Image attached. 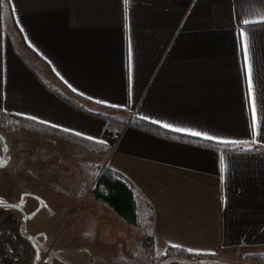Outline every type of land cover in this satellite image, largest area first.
Segmentation results:
<instances>
[{"label": "crops", "instance_id": "0c3cea01", "mask_svg": "<svg viewBox=\"0 0 264 264\" xmlns=\"http://www.w3.org/2000/svg\"><path fill=\"white\" fill-rule=\"evenodd\" d=\"M0 113L107 146L99 157L17 134L44 151L33 158L45 177L64 176V154L103 159L150 207L137 204L161 256H264V0H0ZM134 120L248 152L172 141Z\"/></svg>", "mask_w": 264, "mask_h": 264}, {"label": "rangeland", "instance_id": "374dc122", "mask_svg": "<svg viewBox=\"0 0 264 264\" xmlns=\"http://www.w3.org/2000/svg\"><path fill=\"white\" fill-rule=\"evenodd\" d=\"M11 137H0V222L30 243L23 264H149L140 235L91 197L87 169L104 167L103 159L64 154V176L45 177V162L33 158L44 151L24 135ZM140 222L150 230L144 217Z\"/></svg>", "mask_w": 264, "mask_h": 264}, {"label": "trees", "instance_id": "16d2710c", "mask_svg": "<svg viewBox=\"0 0 264 264\" xmlns=\"http://www.w3.org/2000/svg\"><path fill=\"white\" fill-rule=\"evenodd\" d=\"M130 127L132 129L156 136L158 135L159 137L167 138L172 141L201 147H211L221 152H248L246 149L233 146L205 145L195 140L163 132L154 126L139 120H134ZM20 131L29 132L43 140L60 143L95 156H106L109 152V148L105 145L0 113V132L17 135ZM250 151L255 150L251 149ZM87 172L88 176L87 174L86 176L89 179V186L92 188L91 197L93 201L103 205L120 222L140 235L139 247L149 264H186L189 261H193L196 264H220L214 256L194 255L181 249L167 248L162 256H158L156 251V241L153 234L149 230H145V225L143 226L140 223L137 204H143L148 211H151V209L141 199L136 188L116 172L105 167L90 165ZM144 218L148 224L147 226L152 225L153 220L151 217L144 216ZM243 259L251 261L254 264H264V256H245Z\"/></svg>", "mask_w": 264, "mask_h": 264}, {"label": "built area", "instance_id": "2783aa9c", "mask_svg": "<svg viewBox=\"0 0 264 264\" xmlns=\"http://www.w3.org/2000/svg\"><path fill=\"white\" fill-rule=\"evenodd\" d=\"M29 255L27 242L20 236L17 238L14 229L0 222V264H23Z\"/></svg>", "mask_w": 264, "mask_h": 264}, {"label": "snow or ice", "instance_id": "6c2138e0", "mask_svg": "<svg viewBox=\"0 0 264 264\" xmlns=\"http://www.w3.org/2000/svg\"><path fill=\"white\" fill-rule=\"evenodd\" d=\"M244 23L247 24L248 21L244 20ZM246 31H247V29H244L240 33V35L243 37ZM243 55H244V61H245V68L247 70V75H248V103L251 106L252 128H253V130H255L256 127H257V105H256V102H255L254 92H253L252 69H251V67L249 66V63H248V61H249V48H248L247 43L244 44ZM29 118L30 119H34V120L36 119L35 117H29ZM142 119H145V120L151 119L152 123H160L161 126H163L165 128H169L170 130H173V131L183 132V133L188 134V135L201 137L203 139H208V140L214 139V137H212L210 135H207V134H203L200 131H195V130L185 131L182 128H171V125L169 123L160 122V121H157L156 119H153V118H150V117H147V116L142 117ZM41 123H44V122L41 121ZM261 123H264V121H261ZM54 127H58V126L54 125ZM64 131H70V130L64 129ZM76 134L80 135V133H76ZM89 139H91V137H89Z\"/></svg>", "mask_w": 264, "mask_h": 264}, {"label": "flooded vegetation", "instance_id": "af4514ba", "mask_svg": "<svg viewBox=\"0 0 264 264\" xmlns=\"http://www.w3.org/2000/svg\"><path fill=\"white\" fill-rule=\"evenodd\" d=\"M24 239V238H23ZM25 240V239H24ZM26 241V240H25ZM27 242V244H28V247H29V251L31 250V248H30V243L28 242V241H26Z\"/></svg>", "mask_w": 264, "mask_h": 264}]
</instances>
